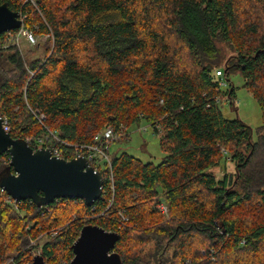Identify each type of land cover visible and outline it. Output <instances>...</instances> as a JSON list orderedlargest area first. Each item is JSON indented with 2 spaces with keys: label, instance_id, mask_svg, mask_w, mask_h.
Returning a JSON list of instances; mask_svg holds the SVG:
<instances>
[{
  "label": "trees",
  "instance_id": "trees-1",
  "mask_svg": "<svg viewBox=\"0 0 264 264\" xmlns=\"http://www.w3.org/2000/svg\"><path fill=\"white\" fill-rule=\"evenodd\" d=\"M5 1L25 28L49 34L28 61L0 35V50L11 51L0 60V117L12 137L38 148L51 130L74 145L143 121L164 156L153 163L109 152L91 205L26 199L15 208L0 191V264L32 260L31 240L42 241L48 264L68 261L85 225L118 233L121 264H264V0ZM230 75L260 107L255 138L216 99L235 97ZM61 148L75 158L73 147ZM8 164L0 154V172Z\"/></svg>",
  "mask_w": 264,
  "mask_h": 264
},
{
  "label": "water",
  "instance_id": "water-1",
  "mask_svg": "<svg viewBox=\"0 0 264 264\" xmlns=\"http://www.w3.org/2000/svg\"><path fill=\"white\" fill-rule=\"evenodd\" d=\"M21 14L7 3L0 4V35L18 29ZM9 155L6 170L0 172V187L15 200H30L38 206L58 198L83 200L93 204L101 196L102 175L83 157L71 159L51 155L48 148L33 149L25 139L14 138L3 127L0 117V154ZM13 171H10V169ZM118 233L107 231L98 225H85L72 244L73 258L70 264H121L113 251ZM33 264H48L41 255L33 258Z\"/></svg>",
  "mask_w": 264,
  "mask_h": 264
},
{
  "label": "rangeland",
  "instance_id": "rangeland-1",
  "mask_svg": "<svg viewBox=\"0 0 264 264\" xmlns=\"http://www.w3.org/2000/svg\"><path fill=\"white\" fill-rule=\"evenodd\" d=\"M264 43V30L261 33ZM49 34H36V37L38 41L40 40L46 41L45 39L48 38ZM5 46L15 44L20 50L21 55L23 58L28 61L31 57H37L40 56L43 53V49L40 46L38 48V51L33 54L36 50L34 47L36 44H29L24 39H19V41L9 42L5 39ZM11 53L10 50H0V60L5 61V56ZM229 54V52H226V56ZM6 62H1L0 65L6 66ZM230 80L235 86V97H228L224 98V96L218 95L216 99L220 101L221 103V111L223 115L227 118H240L243 120L247 125L252 127V137L255 138V129L258 125L261 124V110L257 103V101L254 99V97L251 95L250 92H248L243 87V78L240 75H230ZM230 104H228V102ZM234 102V105H231V102ZM124 126V125H123ZM125 127V126H124ZM145 127V130H140V128ZM126 132L124 134V131L122 132V136L118 135L117 141L113 142L110 146V153H120V152H127L139 159H141L143 162H153L158 163L163 158L164 153L159 147L158 139L159 137L157 134L153 132V129L149 124H146V122L140 121L139 123L131 124L128 127H125ZM124 134V135H123ZM26 142H28V139H25ZM225 170L232 171V165L227 164L225 165ZM215 173L217 175L222 174V169L219 167L215 168ZM21 213V212H20ZM39 243V244H37ZM42 241H36L31 240L29 245L25 247L27 249L28 255H33L34 253L39 252L40 245ZM36 244V247H33L32 245ZM34 258V257H33ZM73 258V257H72ZM71 258V260H72ZM12 258H10L5 264L12 262ZM65 259H61L60 261H64ZM59 261V262H60ZM58 262V263H59ZM27 261L25 262V264Z\"/></svg>",
  "mask_w": 264,
  "mask_h": 264
},
{
  "label": "built area",
  "instance_id": "built-area-1",
  "mask_svg": "<svg viewBox=\"0 0 264 264\" xmlns=\"http://www.w3.org/2000/svg\"><path fill=\"white\" fill-rule=\"evenodd\" d=\"M21 20H22V17H21ZM4 37L6 40H8L11 43L14 41H19V39H24L27 43L33 45V44H36L38 41L34 32L23 26V22L18 29L5 32ZM219 70L215 71V73L217 76H222L223 72L221 68ZM226 84L227 82L223 78H221L220 85L225 86ZM38 119L39 121H43L45 117L43 114H40ZM3 127L6 131H8V124L5 119H3ZM145 129H146L145 127L140 128V130H145ZM123 131L125 134L126 129L123 125L119 127L118 131H115L112 127L108 126L105 129L96 132L93 135L91 142L71 145L69 143H66L65 140L59 137V135L56 134V132L49 130V132L46 135L36 138L37 139L36 144L40 145L38 148L40 147L48 148L51 155L56 156L58 158H64V159H70V158L64 157L65 153L63 151V148H61V146L64 144L71 146L73 147L72 149L73 157L85 158L87 162L89 163V165L92 166L94 171H98L100 164H104L110 167V155H109V150H108L109 146L113 141H117L118 135L122 136ZM29 141L30 140H28V142ZM33 149H37V147H33ZM221 151H224V149L221 148ZM109 178L112 179V174L109 176ZM0 191L6 193V200L8 202L12 201L13 206L17 208L18 200L13 199L12 196L9 195L3 187H0ZM156 207L163 214H166L168 212L167 206L163 201H159ZM57 231L58 229L52 230L51 235L52 236L55 235ZM36 255H40V253L39 252L34 253L32 255V260L28 261L26 264H33V257ZM70 262H71V259L68 261H62L59 264H70Z\"/></svg>",
  "mask_w": 264,
  "mask_h": 264
},
{
  "label": "flooded vegetation",
  "instance_id": "flooded-vegetation-1",
  "mask_svg": "<svg viewBox=\"0 0 264 264\" xmlns=\"http://www.w3.org/2000/svg\"><path fill=\"white\" fill-rule=\"evenodd\" d=\"M2 3H4V2H0V4H2ZM5 3H7L6 1H5ZM8 4V3H7ZM9 7V6H8ZM11 10H13V9H11ZM13 11H16V12H19L18 10H13ZM20 13V12H19Z\"/></svg>",
  "mask_w": 264,
  "mask_h": 264
}]
</instances>
